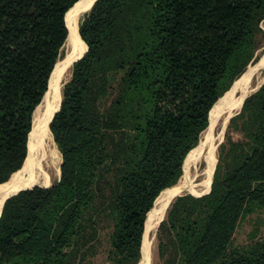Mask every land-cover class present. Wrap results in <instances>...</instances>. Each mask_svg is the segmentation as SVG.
I'll use <instances>...</instances> for the list:
<instances>
[{
  "label": "trees",
  "instance_id": "16d2710c",
  "mask_svg": "<svg viewBox=\"0 0 264 264\" xmlns=\"http://www.w3.org/2000/svg\"><path fill=\"white\" fill-rule=\"evenodd\" d=\"M79 1L0 0V185L27 166L34 113ZM263 21L264 0H97L79 29L88 51L49 124L61 180L5 202L0 264L59 259L75 233L87 238L77 222L90 213L113 221V264H139L156 201L184 176L223 81L247 73ZM114 72L123 77L110 96ZM231 124L241 139L220 147L210 194L176 198L160 224L164 264L211 259L238 216L264 202V84ZM220 264H264V243Z\"/></svg>",
  "mask_w": 264,
  "mask_h": 264
},
{
  "label": "bare ground",
  "instance_id": "6f19581e",
  "mask_svg": "<svg viewBox=\"0 0 264 264\" xmlns=\"http://www.w3.org/2000/svg\"><path fill=\"white\" fill-rule=\"evenodd\" d=\"M96 1L97 0H80L66 16V22L69 28L68 42L71 46V50L68 55L57 64L53 72L50 80V88L45 97L47 107L45 110L43 109L44 111H41V107H39L35 114L34 126L30 134L31 145L28 162L26 161V168L15 173L12 179L7 183L0 185V214H2L1 212L3 211L5 202L11 196L34 186L50 188L54 182L53 180L61 176L62 161H60L58 150L53 142L49 124L53 121L54 116L61 108L62 90L61 84L59 85V83L63 75L65 76L72 65L87 53V45L82 40L79 32L80 14L84 10H88L91 6L93 7ZM261 61L262 60H260L259 63H261ZM260 67V69L264 71V59ZM245 76L246 77L243 79L241 78L242 80L239 79L238 82L233 84V89L231 88L232 90L228 95L222 98L213 107L210 114L209 137L207 136V140L202 142L200 146L188 155L186 174L184 177L176 186L165 190L156 201L155 207L148 218L142 248L143 257L139 264H151V234L154 233L162 223L165 213L171 205L170 203H172V199L180 196L179 194L182 192H192L188 194L196 193L202 196L210 193L209 191H211L215 168L218 164V147L220 142H222L221 140L223 139L226 126L230 119L242 109L241 107H243L249 95L261 85V80L257 81L256 88L251 91V86L249 87V84L252 81L253 70L250 74L247 71ZM258 89L256 91H258ZM221 120H223L222 132L218 137H215L213 131ZM200 164L203 165L201 170L199 168ZM192 172L197 175V179H200L197 180L191 177L193 174Z\"/></svg>",
  "mask_w": 264,
  "mask_h": 264
},
{
  "label": "rangeland",
  "instance_id": "374dc122",
  "mask_svg": "<svg viewBox=\"0 0 264 264\" xmlns=\"http://www.w3.org/2000/svg\"><path fill=\"white\" fill-rule=\"evenodd\" d=\"M90 8H88V10L87 9L84 10L80 14L79 29H80L81 24L88 17V14L90 13V11L92 9V8L91 9ZM70 50H71V46H70L69 42L67 41V43L64 47V57L62 58V60L68 55ZM87 51H88V49H87ZM248 55H249V58H248L249 61H248V65H247L245 71L247 72V70H248V73L250 74L251 71L253 70L252 81L249 84V87L251 86V91H253L256 88L257 81L261 80V85L259 87H262L264 84V71L260 69L261 63L264 59V21L259 26V29L256 33L255 41L253 42L252 49L250 50V54L248 53ZM260 60H262L261 63H259ZM72 76H73V66L67 71L65 76L63 75V77L59 83V85L61 84L62 99H63L64 88L68 83L71 82ZM122 77H123L122 72H114V73L109 75V77H108L109 78L108 89L110 92V96L113 94V92L115 90H117L118 85L120 84ZM244 77H246V76H243L242 79ZM238 78L239 77H236L235 80L233 81V83L229 82V80H227V79L223 81V83H222L223 88L224 89L228 88V90H226L224 92L221 99L226 97L228 95V92H230L233 89L232 85L234 84V82H236V80H238ZM257 89H255L253 91V93H251V94L252 95L255 94L257 92L256 91ZM45 97H46V95H45ZM45 97H44L42 103L37 107L33 118H35V114L38 111L39 107H41V111H44L45 108L47 107ZM109 100H110L109 97L106 99H103L101 101V105L104 107L108 103ZM220 100H218V101H220ZM241 111H242V109L239 110L238 113L230 119V121L228 122V124L226 126V129H225L224 135H223V139L221 140L222 142H220L219 147H218V152H217L218 161H219V155H220V147L221 146H226V148L229 147L228 137H232L234 141H238L241 139V135L235 131V126L231 124V120L234 117H236L238 114H240ZM210 114L211 113H209V125L206 128V130H204L200 134L197 147L200 146V144L202 142L206 141L207 138L209 137L210 132L208 130L210 129L209 128L210 127ZM222 121L223 120H221L216 125V128L213 131V135L215 137H218L222 132V126H223ZM33 126H34V123H33ZM208 132H209V134H208ZM51 133H52V137H53V142H54L55 147L57 148L59 156H60V161H62L61 162V167H62L63 157H62L61 151H60V149L56 143V140H55V137H54L52 130H51ZM30 142H31V138H30ZM199 168L201 170L203 168V165L200 164ZM185 171H186V169H185ZM192 173L193 174L191 175V177L197 179V175H195L194 172H192ZM185 174H186V172H185ZM183 177H181L175 185H177ZM199 179L200 178H198L197 180H199ZM60 180H61V176H60V178H55L53 180L54 182H53L52 186L58 184L60 182ZM196 182L199 183L198 181H196ZM212 183H213V181H212ZM211 189H212V186H211ZM188 193H192V192H182L181 193L182 195L179 194L180 196H178V197H181L183 195H188ZM193 194H195L196 196H199V197L202 196V195L196 194V193H193ZM204 196H205V194H204ZM178 197H175V199L173 198L174 200L172 199V202L175 201L176 198H178ZM256 199L257 200L261 199V197H257ZM170 204H172V203H170ZM168 210H169V208L167 209V211L165 213V217H164L163 221L166 219ZM102 215L104 218L101 217ZM102 215H97V213H90L86 216V219H82V222H81V220L79 222H77L78 225H80V226L84 225L87 228L85 231L87 233V238H85V239L81 238L79 236V233H75V235L71 238L70 243L68 245L64 246V248L62 250L63 251L62 253H64L63 255H66V256L62 255L59 259H31L28 264H113L114 259L110 258V252L112 250L111 244H110V238H111L113 231H114L113 230L114 224H113V221L110 217H108L105 214H102ZM89 221H91V223ZM74 225H75V223H74ZM161 234L162 233L160 232V225L156 229V231L151 234V238H152L151 239V264H164V261L166 262L168 260H171V259H160V257H159V237ZM223 235H224V237H228V239L226 241H223L224 238L220 239V241L222 242V246L218 247L219 248L218 251L213 252V250H212L211 251L212 253L210 252V254L212 255L211 259H197V261L195 260L191 264H220L224 261L233 262L238 257H240L243 254L251 251L252 248L256 244L264 243V202H258L255 204V207H253L250 211H248L246 213H241L238 216L237 220L235 221V228L224 233ZM142 257H143V255H142ZM224 257H228V259H223Z\"/></svg>",
  "mask_w": 264,
  "mask_h": 264
},
{
  "label": "water",
  "instance_id": "95a60500",
  "mask_svg": "<svg viewBox=\"0 0 264 264\" xmlns=\"http://www.w3.org/2000/svg\"><path fill=\"white\" fill-rule=\"evenodd\" d=\"M94 4H95V3H94ZM67 27H68V26H67ZM68 30H69V29H68ZM84 56H85V55H84ZM84 56H82L81 58H83ZM81 58H80V59H81ZM80 59H78V60H80ZM78 60H77V61H78ZM77 61H76V62H77ZM73 65H74V64H73ZM73 65H72V66H73ZM260 88H261V87H260ZM260 88H259V89H260ZM259 89H258V90H259ZM242 108H243V107H242ZM59 110H60V109H59ZM58 112H59V111H58ZM58 112H57V113H58ZM57 113H56V114H57ZM54 117H55V116H54ZM210 192H211V191H210ZM209 194H210V193H209ZM12 197H13V196H12ZM201 197H202V196H201Z\"/></svg>",
  "mask_w": 264,
  "mask_h": 264
}]
</instances>
